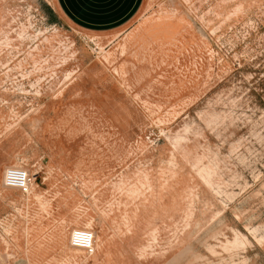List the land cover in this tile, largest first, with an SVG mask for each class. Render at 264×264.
Listing matches in <instances>:
<instances>
[{
    "label": "rangeland",
    "instance_id": "1",
    "mask_svg": "<svg viewBox=\"0 0 264 264\" xmlns=\"http://www.w3.org/2000/svg\"><path fill=\"white\" fill-rule=\"evenodd\" d=\"M0 264H264V0H0Z\"/></svg>",
    "mask_w": 264,
    "mask_h": 264
},
{
    "label": "built area",
    "instance_id": "2",
    "mask_svg": "<svg viewBox=\"0 0 264 264\" xmlns=\"http://www.w3.org/2000/svg\"><path fill=\"white\" fill-rule=\"evenodd\" d=\"M32 181L29 170L24 167H11L6 174L5 184L27 194L32 190ZM71 240L73 246L92 252L95 247L96 234L92 228H76L72 231Z\"/></svg>",
    "mask_w": 264,
    "mask_h": 264
},
{
    "label": "bare ground",
    "instance_id": "3",
    "mask_svg": "<svg viewBox=\"0 0 264 264\" xmlns=\"http://www.w3.org/2000/svg\"><path fill=\"white\" fill-rule=\"evenodd\" d=\"M6 179V178H5ZM33 185V184H32ZM7 188H12V189H17V188H15V187H8V186H6ZM71 237H72V234H71ZM71 244H72V240H71ZM75 247V246H74ZM76 248H79V247H76ZM81 249V248H80Z\"/></svg>",
    "mask_w": 264,
    "mask_h": 264
}]
</instances>
